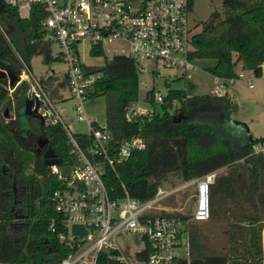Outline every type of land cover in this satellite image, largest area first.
<instances>
[{
	"label": "trees",
	"instance_id": "obj_1",
	"mask_svg": "<svg viewBox=\"0 0 264 264\" xmlns=\"http://www.w3.org/2000/svg\"><path fill=\"white\" fill-rule=\"evenodd\" d=\"M45 16V8L35 4L30 17L22 18L17 8L0 0L1 69L20 75L22 60L28 64L35 55L44 54L45 61H50L51 43H45L40 32ZM193 45L192 59L216 61L207 68L214 76L237 78L235 68L239 63L243 69L263 76L264 0H224L223 12H213L202 24L193 36ZM84 68L100 73L92 98H105L106 123L113 142L134 137L146 141L145 149L134 151L116 170L106 166L104 178L114 198L122 197L126 189L132 197L144 201L156 194L160 179L167 173L177 172L187 182L228 167V173L216 176L210 186V217H218L227 200L237 207L244 201L255 206L254 214L241 215L250 224L259 217L258 204L264 203V156L254 153L259 138L250 137L243 126L233 123L235 107L228 94L188 97L187 89H171L153 116L128 120V106L140 99L134 61L115 56L106 59L103 66ZM41 83L54 101L65 99L67 74ZM29 88L30 83L23 80L11 93L9 80L0 78V263L59 264L71 248L59 239L61 223L55 230L51 228L52 220L59 216L52 198L65 182L51 173L43 154L53 147L65 175L78 159L71 152L69 135L61 124L42 125L24 113ZM154 95V88L147 92L151 105L156 107ZM76 137L83 145L92 142L85 133H77ZM179 140L186 142L185 162ZM170 215L189 217L178 212ZM195 223L192 221L189 228L190 256L180 255L173 264H263L262 240L256 229L242 228L232 234L234 248L230 252L207 255L200 245L203 233ZM99 264H109L104 254Z\"/></svg>",
	"mask_w": 264,
	"mask_h": 264
},
{
	"label": "built area",
	"instance_id": "obj_2",
	"mask_svg": "<svg viewBox=\"0 0 264 264\" xmlns=\"http://www.w3.org/2000/svg\"><path fill=\"white\" fill-rule=\"evenodd\" d=\"M3 1L17 8L22 18L30 17L35 4L45 8L41 39L62 47L61 58L68 65L69 97L75 100L77 119L87 123L85 134L92 140L89 144L80 143L77 133L71 131L41 81L21 59L23 70L17 85L23 80L30 83L27 95L41 102L39 111L48 124H61L65 128L71 152L78 159L68 175L58 165L55 168L49 166L51 173L65 182V187L57 190L52 198L59 216L52 220L51 228L55 230L57 223H61L63 231L59 233V239L71 248L59 264H99L103 254L109 264H173L180 255L189 257L190 224L210 218V186L217 172L171 189L160 185L156 194L144 201L132 197L123 184L125 194L114 198L105 182L106 166L116 170L117 165L124 163L134 151L145 149L146 141L134 137L114 143L107 123L100 125L88 114L86 103L92 99L100 73L85 70L84 66H89L81 57V46H90L91 57L132 59L140 84L145 86L149 81L154 85L160 78L171 76L166 70H178L173 76L182 77L188 70L197 69L196 60L191 58L196 33L190 25L194 0ZM100 49L103 53H94ZM214 77L215 86L210 93L229 94L235 78ZM249 86H253L251 80ZM15 87L9 86L11 93ZM191 95L188 93L187 96ZM166 96L155 92L157 105L163 104ZM156 108L146 96L144 100L140 98L131 103L126 116L128 120L140 115L153 116ZM253 149L255 154L264 156V137L259 138ZM193 185L196 188L194 211L187 218L170 215L171 210L166 209L163 202ZM75 224L83 225L87 233L74 234ZM133 234L142 235L145 246L129 256L120 246L118 236L129 238Z\"/></svg>",
	"mask_w": 264,
	"mask_h": 264
},
{
	"label": "rangeland",
	"instance_id": "obj_3",
	"mask_svg": "<svg viewBox=\"0 0 264 264\" xmlns=\"http://www.w3.org/2000/svg\"><path fill=\"white\" fill-rule=\"evenodd\" d=\"M223 3L224 0H194L190 14L191 27L196 32L199 31L202 24L211 17L213 12H223ZM89 49L90 46L88 44L81 46V57L85 64L88 66H103L106 58L91 57L88 53ZM50 50V61H45L44 54H38L28 63L33 75L39 81L54 77L64 78L68 71L67 63L61 58L62 47L57 43H52ZM215 63L216 61L213 59H198L195 61L197 69H190L184 76L179 78L173 76L174 72L178 70H166V74L171 76L160 78L154 85L150 81L147 86L140 84V98L144 100L147 96V91L152 88L155 89L156 93L160 92L163 95H167L171 89H187L189 94L192 95L210 93L215 86V77L208 72L207 68ZM235 71L238 77L235 78L234 83L230 86L231 91L228 94L235 107L232 113L233 123L243 126L250 137H264V75L259 77L255 71L243 69L241 63L236 66ZM241 73L243 74L242 76H240ZM250 80L253 82L252 87L249 86ZM63 92L65 93V99H55V105L59 113L72 132L87 133V123L77 119L75 100L69 97L67 88ZM86 106L88 114L96 118L98 124L106 123L104 96L101 95L90 99ZM156 107L159 109L160 105ZM11 113L12 116H15L16 109L12 110ZM226 170V168H223L221 171H224V174ZM160 180L162 187L165 189L179 187L185 183L181 174L177 172L167 173ZM195 191V185L183 188L168 197L163 202V205L166 209L171 210L172 213L191 214L194 211ZM243 204L241 205L242 207L229 208L231 203L226 201L225 206L222 208L226 217L217 220L211 218L206 222H196L194 224L203 233L200 245L202 244L203 248L205 247V254L219 255L228 251L229 231L236 220L227 216H240L243 213L254 214L256 212L255 206L251 203L244 201ZM257 212L263 214L262 216L264 217V206H259ZM234 217L236 218V216ZM118 242L129 256L136 254L137 251L142 250L145 246L144 238L140 234H133L129 238L119 235Z\"/></svg>",
	"mask_w": 264,
	"mask_h": 264
},
{
	"label": "water",
	"instance_id": "obj_4",
	"mask_svg": "<svg viewBox=\"0 0 264 264\" xmlns=\"http://www.w3.org/2000/svg\"><path fill=\"white\" fill-rule=\"evenodd\" d=\"M0 78H7L9 80V86L15 87L20 80V77L17 73L13 71H6L0 68ZM41 106V102L37 99L32 98L31 96L27 95L24 101L23 109L24 113L29 117H33L37 119L42 125L47 124L46 118L41 114L39 111ZM8 108L6 109V114H8ZM178 143L182 145V149L184 152L183 162L186 159V142L185 140H179ZM44 163L47 166L58 165L60 163V158L58 157L57 152L54 150L53 147L49 146L48 149L43 154ZM73 233L74 234H85L87 230L83 225L75 224L73 226Z\"/></svg>",
	"mask_w": 264,
	"mask_h": 264
},
{
	"label": "crops",
	"instance_id": "obj_5",
	"mask_svg": "<svg viewBox=\"0 0 264 264\" xmlns=\"http://www.w3.org/2000/svg\"><path fill=\"white\" fill-rule=\"evenodd\" d=\"M223 168H226L227 170H226V172L223 174V172L224 171H221ZM222 169H219V170H217L216 172H217V176H221V175H226L227 173H228V167H223ZM227 201H229L230 203H231V207H229V208H234V207H237L235 204H234V201H231V200H227ZM259 206H264V203L263 204H258ZM240 207H242V206H240ZM228 208V209H229ZM244 209H245V207H244ZM225 211H226V209H225ZM262 211V210H261ZM263 214H259L258 216L259 217H257V219L256 220H254V222H253V220H252V223L250 224V222L249 221H245L244 219H243V217H241V215L240 216H237V215H234V216H236V218L233 216V215H231V216H227V217H230V218H233L234 220H236V221H234V223H233V225L231 226V228H230V235H229V248H228V251L226 252V253H228V252H230V250L231 249H233L234 248V246H233V244L231 243V239H230V236L232 235V234H236V232H238V231H240L242 228H247V229H249V230H254V229H256L257 231H258V233H259V236L261 237V240H262V249H263V258H264V217L262 216ZM224 217H226V215H225V213H223V211H221V213L219 214V216L218 217H216V218H212L213 220H217V219H220V218H224ZM211 219V217L208 219V220H210ZM208 220H206V221H208ZM206 221H202V222H206ZM251 234V233H250ZM246 237L247 238H250L249 236H247L246 235ZM251 243L250 242H247V245L249 246V247H251V245H250ZM240 245V244H239ZM247 246V247H248ZM236 248H238L239 246H235ZM252 249V248H251ZM240 251H243L244 250V247H240V249H239ZM263 264H264V262H263Z\"/></svg>",
	"mask_w": 264,
	"mask_h": 264
},
{
	"label": "bare ground",
	"instance_id": "obj_6",
	"mask_svg": "<svg viewBox=\"0 0 264 264\" xmlns=\"http://www.w3.org/2000/svg\"><path fill=\"white\" fill-rule=\"evenodd\" d=\"M54 166V168L56 167L55 165H53Z\"/></svg>",
	"mask_w": 264,
	"mask_h": 264
}]
</instances>
